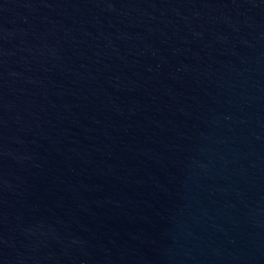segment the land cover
<instances>
[{
	"label": "water",
	"instance_id": "obj_1",
	"mask_svg": "<svg viewBox=\"0 0 264 264\" xmlns=\"http://www.w3.org/2000/svg\"><path fill=\"white\" fill-rule=\"evenodd\" d=\"M0 264H264V0H0Z\"/></svg>",
	"mask_w": 264,
	"mask_h": 264
}]
</instances>
